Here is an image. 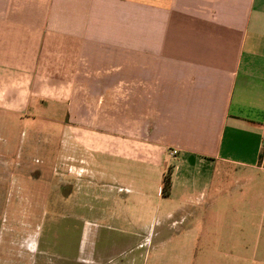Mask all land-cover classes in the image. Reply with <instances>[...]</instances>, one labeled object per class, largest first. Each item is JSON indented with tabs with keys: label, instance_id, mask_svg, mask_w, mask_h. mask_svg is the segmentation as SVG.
<instances>
[{
	"label": "crops",
	"instance_id": "0c3cea01",
	"mask_svg": "<svg viewBox=\"0 0 264 264\" xmlns=\"http://www.w3.org/2000/svg\"><path fill=\"white\" fill-rule=\"evenodd\" d=\"M43 100L63 145L0 193V264H213V198L264 174V0H0V144Z\"/></svg>",
	"mask_w": 264,
	"mask_h": 264
},
{
	"label": "rangeland",
	"instance_id": "374dc122",
	"mask_svg": "<svg viewBox=\"0 0 264 264\" xmlns=\"http://www.w3.org/2000/svg\"><path fill=\"white\" fill-rule=\"evenodd\" d=\"M41 102L37 110L30 113L33 117L23 118L11 135L1 137L0 164L4 162L10 167L0 168V182H3L0 184V193L5 192L9 197L15 191L29 192L26 185L21 187V182L30 181L25 175H37L36 167L45 170L42 175L44 177L55 174L50 173L52 170L49 167L57 156V150L63 145L66 105L59 107L49 100ZM3 138L7 140L6 143H3ZM83 141H86V137ZM96 146L103 147L99 141ZM21 177L26 180H21ZM250 177L261 184L256 187L250 181L243 183L245 177L231 170L229 179L223 184V193L213 198V220L208 226L213 228L214 242L213 247L206 248V244L200 247L201 259L209 251L213 264H264V174L254 172ZM8 201L9 209L17 217L20 216V205L17 202L22 201ZM8 201L0 199V206Z\"/></svg>",
	"mask_w": 264,
	"mask_h": 264
},
{
	"label": "trees",
	"instance_id": "16d2710c",
	"mask_svg": "<svg viewBox=\"0 0 264 264\" xmlns=\"http://www.w3.org/2000/svg\"><path fill=\"white\" fill-rule=\"evenodd\" d=\"M170 173L167 174L165 180H164V193L168 194L171 188V179H170Z\"/></svg>",
	"mask_w": 264,
	"mask_h": 264
},
{
	"label": "built area",
	"instance_id": "2783aa9c",
	"mask_svg": "<svg viewBox=\"0 0 264 264\" xmlns=\"http://www.w3.org/2000/svg\"><path fill=\"white\" fill-rule=\"evenodd\" d=\"M176 154H177V151L176 150H174V151L171 152V155L172 156H175Z\"/></svg>",
	"mask_w": 264,
	"mask_h": 264
}]
</instances>
